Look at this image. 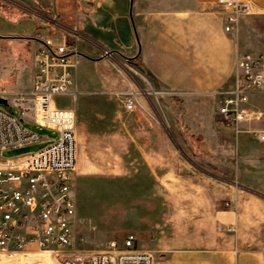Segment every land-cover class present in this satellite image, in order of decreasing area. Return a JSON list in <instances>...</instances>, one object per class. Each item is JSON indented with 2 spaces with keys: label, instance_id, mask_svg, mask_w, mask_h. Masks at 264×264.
Instances as JSON below:
<instances>
[{
  "label": "rangeland",
  "instance_id": "1",
  "mask_svg": "<svg viewBox=\"0 0 264 264\" xmlns=\"http://www.w3.org/2000/svg\"><path fill=\"white\" fill-rule=\"evenodd\" d=\"M12 13L24 21L12 22ZM53 15L46 0H0V27L4 23L15 33H20L27 20L48 34L58 33V28L48 24L51 19L56 20ZM73 18L68 20L66 29L75 28ZM253 26L247 32V40L261 42L264 18L256 19ZM235 32L236 28L229 35L235 36ZM26 42L0 34L1 89L29 88L33 64L31 46ZM93 56L99 58V51ZM114 59L115 65L121 62L118 56ZM83 60L77 69V98L65 96L54 100L58 107L72 109L76 117V166L72 175L75 257L91 254L92 249L105 251L110 242L120 247L125 237L132 234L136 238L135 248L150 254L153 264H172L173 255L180 249L171 241L170 188L157 183L156 174L147 165L149 154H163L165 170L178 165L182 177L211 182L212 196L220 198L222 209L236 212L239 205L244 213L264 218V193L236 181V136L224 128L217 114L219 94L200 104V115L211 121L209 133L207 124H192V120L201 121L195 117V101L172 98L164 91L152 96L150 105H144L146 111L126 112L111 94L124 86L117 70L102 59L94 62L88 57L89 63ZM131 64L145 74L137 62ZM28 127L42 142L3 151L2 158L38 151L55 137L50 130ZM154 222L159 225L157 229L153 228ZM232 241L235 243L234 238ZM193 249L187 247L186 251ZM209 250L211 247L206 246L202 254ZM3 257L0 256V264L46 262L39 256Z\"/></svg>",
  "mask_w": 264,
  "mask_h": 264
},
{
  "label": "crops",
  "instance_id": "2",
  "mask_svg": "<svg viewBox=\"0 0 264 264\" xmlns=\"http://www.w3.org/2000/svg\"><path fill=\"white\" fill-rule=\"evenodd\" d=\"M245 1L254 11L250 18L237 23L235 36L223 32V14L217 0H46V4L62 28H69L68 22L74 17L79 46L88 63V57L100 61L93 56L98 48L118 51L138 63L154 90L195 101V117L201 121L192 120V124H207L211 133V121L200 115V104L232 85L237 53L264 51V38L257 43L247 40L255 20L264 18V0ZM22 21L12 13V22ZM20 30L15 33L2 23L0 34L26 42L24 39L43 31L28 20ZM26 43L31 46L34 73V43ZM247 106L251 119L243 129L264 131V98L252 94ZM235 141L236 181L264 193V146L259 147L248 134L237 136ZM147 157L157 183L170 188L171 241L180 249L173 255L172 264H264V218L244 213L239 205L236 212L222 209L220 198L212 196L211 182L182 177L178 165L165 170L163 154ZM158 226L153 223L154 229ZM206 246L211 250L202 254ZM187 247L194 249L186 251Z\"/></svg>",
  "mask_w": 264,
  "mask_h": 264
},
{
  "label": "built area",
  "instance_id": "3",
  "mask_svg": "<svg viewBox=\"0 0 264 264\" xmlns=\"http://www.w3.org/2000/svg\"><path fill=\"white\" fill-rule=\"evenodd\" d=\"M217 4L223 14V32L228 35L254 11L245 0H217ZM49 23L60 33L38 31L28 37L34 43L31 86L26 90L0 88V100L5 102L0 103V256H39L46 261L42 264H153L150 254L135 248L132 234L120 247L110 242L107 250L82 257L72 252L76 117L72 109L58 107L54 100L77 98V69L87 56L80 49L76 28H62L54 19ZM115 56L120 58L118 65ZM99 59L108 61L120 75L124 86L111 94L126 112L146 111L144 105L161 94L118 51L102 48ZM235 66L232 85L219 92L217 114L236 137L248 134L264 145V131L243 129L251 119L250 95L264 98V51L239 52ZM28 126L50 130L55 137L38 151L2 158L3 151L42 142Z\"/></svg>",
  "mask_w": 264,
  "mask_h": 264
},
{
  "label": "water",
  "instance_id": "4",
  "mask_svg": "<svg viewBox=\"0 0 264 264\" xmlns=\"http://www.w3.org/2000/svg\"><path fill=\"white\" fill-rule=\"evenodd\" d=\"M0 103H1V104H5V102H4L3 100H0Z\"/></svg>",
  "mask_w": 264,
  "mask_h": 264
},
{
  "label": "bare ground",
  "instance_id": "5",
  "mask_svg": "<svg viewBox=\"0 0 264 264\" xmlns=\"http://www.w3.org/2000/svg\"><path fill=\"white\" fill-rule=\"evenodd\" d=\"M28 264H30V263H28Z\"/></svg>",
  "mask_w": 264,
  "mask_h": 264
}]
</instances>
